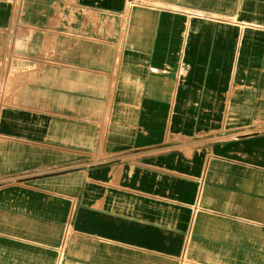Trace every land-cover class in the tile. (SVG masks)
Returning a JSON list of instances; mask_svg holds the SVG:
<instances>
[{
    "label": "crops",
    "instance_id": "obj_1",
    "mask_svg": "<svg viewBox=\"0 0 264 264\" xmlns=\"http://www.w3.org/2000/svg\"><path fill=\"white\" fill-rule=\"evenodd\" d=\"M0 264H264V0H0Z\"/></svg>",
    "mask_w": 264,
    "mask_h": 264
},
{
    "label": "rangeland",
    "instance_id": "obj_2",
    "mask_svg": "<svg viewBox=\"0 0 264 264\" xmlns=\"http://www.w3.org/2000/svg\"><path fill=\"white\" fill-rule=\"evenodd\" d=\"M185 73H187V66L186 69L185 67L183 69V66L182 68L181 66H177L174 69L173 68L169 69L170 81L171 80L173 81V85H172L173 98L171 99L170 102L169 118L167 119V121L168 124H170L171 126H174L173 123H179V126H181L183 122V116L181 114V86L183 84V74ZM204 124L207 123H204V119H203L201 125L203 126Z\"/></svg>",
    "mask_w": 264,
    "mask_h": 264
}]
</instances>
